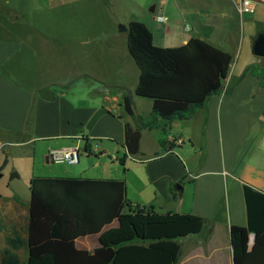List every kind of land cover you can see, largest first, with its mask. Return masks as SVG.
I'll return each instance as SVG.
<instances>
[{"label": "crops", "instance_id": "crops-1", "mask_svg": "<svg viewBox=\"0 0 264 264\" xmlns=\"http://www.w3.org/2000/svg\"><path fill=\"white\" fill-rule=\"evenodd\" d=\"M246 1L256 3L254 12L240 11ZM161 16L166 23L158 21ZM132 22L146 25L159 48L199 39L215 49L202 70L172 77L173 85L197 88L220 79L228 88L246 75L191 120L175 121L167 136L146 128L141 118L151 116L153 102L136 95L141 72L130 54L128 30L119 31ZM261 34L264 0H0V167L9 157L35 163L42 154L52 164V150L80 138L84 147L100 142L97 155L84 153L99 164L72 179L124 181L133 206L205 219L201 234L179 241L177 264H235L232 228L248 226L244 186L264 192V86L247 72L251 58L236 70L243 53L257 57L253 47ZM158 36L179 45L167 47ZM127 95L133 116L125 110ZM126 123L141 128L137 157L125 148ZM162 139L169 146L183 144L167 152ZM33 179L26 180L29 200L16 195L5 206L0 200V252L6 237L27 224ZM76 245L94 252L99 237ZM20 256L28 258L27 250Z\"/></svg>", "mask_w": 264, "mask_h": 264}, {"label": "trees", "instance_id": "trees-1", "mask_svg": "<svg viewBox=\"0 0 264 264\" xmlns=\"http://www.w3.org/2000/svg\"><path fill=\"white\" fill-rule=\"evenodd\" d=\"M129 50L140 69L138 97L153 102L149 118L142 126L161 129L167 136L177 120L189 121L209 99L231 93L244 74L231 87L222 80L207 81L200 87L173 85L172 77L202 70L215 49L204 41L192 39L178 49L154 45L151 30L139 22L128 27ZM264 84L263 74H255ZM128 115H134V101L124 99ZM141 128L126 123L125 148L128 155L141 154ZM161 145L172 152L162 139ZM90 144L86 151L90 152ZM124 168L126 159L120 161ZM248 226L231 231L235 264H264V192L244 186ZM115 222L117 227H111ZM205 219L187 214H160L149 208L133 206L126 198V184L118 180L35 178L31 182V202L27 224L5 239L0 264H177L179 241L199 235ZM109 228V229H108ZM255 236L251 246L252 236ZM99 237L94 251L78 249L77 240ZM27 250L28 262L20 252Z\"/></svg>", "mask_w": 264, "mask_h": 264}, {"label": "rangeland", "instance_id": "rangeland-1", "mask_svg": "<svg viewBox=\"0 0 264 264\" xmlns=\"http://www.w3.org/2000/svg\"><path fill=\"white\" fill-rule=\"evenodd\" d=\"M124 26V25H123ZM164 45L167 47H175L178 44L177 41H171L167 36H158ZM251 58V59H250ZM239 59V58H238ZM251 60L253 63V68L255 74H263L264 70V59L259 57H246L243 55L240 57V63L238 64V69L236 70L238 73L242 69L243 64L245 65L247 61ZM238 62V60H237ZM236 65L233 69H235ZM253 74V73H252ZM257 77V76H256ZM134 81L133 76L129 79L130 84ZM264 86V84H261ZM9 149H7V152ZM6 155V154H5ZM6 156H9L6 155ZM1 157L4 159L3 155ZM99 157V156H98ZM8 159V157H7ZM109 159V158H108ZM100 159L95 156L82 155L81 163L79 165H68V164H48L46 155H40L36 162L33 163L32 160L26 161L20 157H9L6 165L2 164L0 167V174H2V178L0 179V200L3 198L5 206L6 201L14 196L21 198L24 201L30 199V187L29 182H26L27 179L32 178H57V179H72V175H76L81 169L84 167L91 168L93 165L99 164ZM111 166H117L111 164ZM119 167V166H118ZM21 174H20V172ZM92 174H86V176L82 177H95L91 176ZM19 177V178H18ZM98 177V176H96ZM1 202V201H0ZM1 249V244H0ZM24 262H28L27 257H23Z\"/></svg>", "mask_w": 264, "mask_h": 264}, {"label": "built area", "instance_id": "built-area-1", "mask_svg": "<svg viewBox=\"0 0 264 264\" xmlns=\"http://www.w3.org/2000/svg\"><path fill=\"white\" fill-rule=\"evenodd\" d=\"M256 3L253 1H246L241 8V12L243 11H251L254 12ZM161 23H166L167 18L164 16L159 17L158 19ZM174 145L181 146L183 143L181 140H176L173 143ZM87 146V145H86ZM86 146H83V139H78V142L68 148L56 149L52 150L49 153V161L54 164H68V165H78L81 161L82 155L87 152ZM101 149V143L95 142V144L90 148V152H87L92 155H97ZM113 161L118 162V158L116 156L113 157Z\"/></svg>", "mask_w": 264, "mask_h": 264}, {"label": "water", "instance_id": "water-1", "mask_svg": "<svg viewBox=\"0 0 264 264\" xmlns=\"http://www.w3.org/2000/svg\"><path fill=\"white\" fill-rule=\"evenodd\" d=\"M127 30L128 28L126 26L121 25L119 27V31L121 32H126ZM253 52L255 56L264 59V34H261L260 36H258L254 44V47H253ZM1 178H2V174H0V179ZM254 238L255 236L253 235L251 244H253Z\"/></svg>", "mask_w": 264, "mask_h": 264}]
</instances>
